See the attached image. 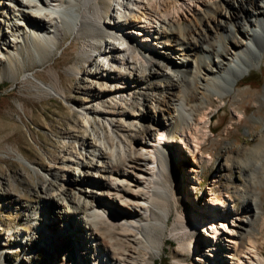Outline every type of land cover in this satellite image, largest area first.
Listing matches in <instances>:
<instances>
[{
    "label": "bare ground",
    "instance_id": "obj_1",
    "mask_svg": "<svg viewBox=\"0 0 264 264\" xmlns=\"http://www.w3.org/2000/svg\"><path fill=\"white\" fill-rule=\"evenodd\" d=\"M105 5L113 10L106 13ZM67 35L79 41V54L93 58L77 73V91L86 99L65 96L57 74L46 84L33 72L18 73L24 52L46 65ZM263 62L264 0H0V66L7 69L0 82L30 80L41 95L64 98L81 115L62 132L69 145L51 166H29L49 176L35 191L45 203L55 198L53 212L70 223L73 235L53 232L50 206L40 202V216V209L23 204L32 227L19 242L23 258L6 262L4 239L0 264H36L32 257L43 244L50 263L67 264L62 253L74 237L82 244L75 260L70 256L75 264H92L88 255L93 264H146L170 236L181 248L198 246L191 264H263L253 231L264 228V219L256 226L264 202L258 189L264 186V130L255 159L238 165L243 184L225 192V200L209 188L203 208L181 210L177 177L181 168L187 180L199 182L201 165L212 160L205 144L210 115L220 109H213L214 100L248 93L238 87ZM232 111L236 123L245 119V110ZM73 166L83 168L75 173L83 177L79 183ZM238 200V210L227 202ZM5 235L13 239L14 233Z\"/></svg>",
    "mask_w": 264,
    "mask_h": 264
},
{
    "label": "rangeland",
    "instance_id": "obj_2",
    "mask_svg": "<svg viewBox=\"0 0 264 264\" xmlns=\"http://www.w3.org/2000/svg\"><path fill=\"white\" fill-rule=\"evenodd\" d=\"M104 10L106 13H110L113 6L105 5ZM105 16L107 17V14ZM105 16L104 20L106 21ZM79 50V41L75 40L73 36L67 35L58 43L53 58L46 65L41 66L38 63H33L26 58L24 52L23 63L18 66V73L22 77L24 72H33L38 80L46 84H52L54 81L52 74H57L60 77V85L65 96H74L78 100L86 99L77 91L82 76L77 73L86 70L93 58L92 60L84 58L79 54ZM175 61L176 64H181V59ZM3 71H7L5 64L0 66V72ZM105 87L110 88V84ZM238 88L241 91L248 90V93H238L236 98L226 96L223 103L216 99L213 102V109H216L217 106H220V109L210 115L208 126L212 131V136L205 144V149L210 153L212 160L210 164L204 162L201 165L199 182L191 183L193 178L187 180L183 170L179 168L177 177L181 186L178 192L181 210L191 209L193 206L203 208V203H207L209 199L207 195L209 188L215 189V193L223 199V195L227 194L225 192H231L233 187H241L244 182V172L242 171L244 169H239V166L244 165L248 158L255 159L257 155V152L254 151L256 153L254 154L252 150H256L258 133L264 130V62L246 76ZM236 107L246 111L245 119L241 123H236L233 118L232 110ZM80 116L73 104H69L64 98L41 95L30 80L20 78L14 82L5 78L0 82V246L5 239L6 244L2 246V249L6 254L8 252L6 257L8 263H15L19 258H23V254L18 249L19 242L32 228L20 206L27 205L33 212L40 209L39 215L41 216L44 211L43 207L41 208L39 205L40 202L50 206L51 213L54 211L56 203L55 198L47 200L45 203L43 202L45 200L36 193L35 189L41 182L48 180L49 176L43 172H40L41 174L33 173L29 167L30 163L51 166L50 161H54L64 147L69 145L64 142L62 132L70 128V124L78 123L81 120ZM125 118L123 121L126 122ZM118 119H122V117L118 116ZM106 129L111 131L107 126ZM87 132L91 133V129L89 128ZM247 146H250L251 150H248ZM18 156L26 158L27 165ZM224 163L228 167L225 172H221L219 168ZM80 167L75 169L76 167L73 166L75 169L73 175L77 179V183L83 180V177L78 178L75 174L83 169ZM228 176L231 177V181L228 180ZM215 178H218V183L214 182ZM214 183L215 185H213ZM188 186L193 187L194 190L188 189ZM258 189L262 191L261 198L264 201V186L258 184ZM187 190L192 191L190 196ZM227 202L231 207L235 206V210H238L242 204L241 200L236 203ZM257 212L260 220L256 226H259L264 219V202L262 205H258ZM52 214L55 219L50 224L53 232L55 229L64 230V234L70 238L73 235L69 231L72 229L70 223L63 222L62 218L57 216V211ZM71 225L75 227L74 225L77 224L71 221ZM210 226L209 223L204 225L202 229L204 235L210 232ZM7 230L14 233L13 239H9L5 235ZM175 233L177 232H174V235ZM253 235L256 236L255 245L264 258V228L260 232L253 231ZM175 238L168 237V243L164 250L157 256H151L146 264H191L198 246H195L194 242H188L185 248H181L179 240ZM74 239L75 237L71 243L67 242V244L70 243L66 248L68 252L63 250L62 253V258L68 259L67 264H75V261L70 260V256L74 259V252H79L78 247L82 246L78 240ZM62 243L63 241L60 239V247ZM44 246L43 244L39 253L32 257L33 262L55 264L50 263L52 257L47 258L50 249L46 251L47 248ZM140 250L142 249L140 248ZM86 261L93 264L90 255L86 257ZM21 264L27 263L22 262Z\"/></svg>",
    "mask_w": 264,
    "mask_h": 264
}]
</instances>
